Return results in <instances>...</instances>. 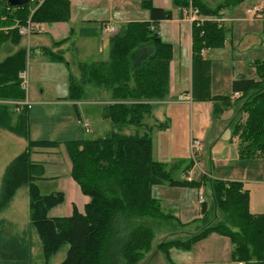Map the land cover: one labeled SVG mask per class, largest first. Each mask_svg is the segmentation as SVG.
<instances>
[{"label": "trees", "instance_id": "1", "mask_svg": "<svg viewBox=\"0 0 264 264\" xmlns=\"http://www.w3.org/2000/svg\"><path fill=\"white\" fill-rule=\"evenodd\" d=\"M244 0H222L209 6L201 0H192L204 16L217 17L226 7ZM180 11L190 0H174ZM31 0L12 6L0 0V127L25 137L27 148L6 167L0 191V212L9 206L21 186L29 193L30 224L36 228L42 243L44 264L58 250L68 245L66 257L60 264H138L150 251L154 238L153 226L135 224L139 217H150L157 225L176 222L177 229L187 223L178 222L177 216L166 211L158 198L152 195L155 184L174 187L194 186L200 182L173 176V168L153 158L152 138L144 134L112 132L95 139L65 141L72 161V176L82 192L89 196L84 212L75 209L68 216H50L51 208L64 200L62 191L43 194L37 181L45 178V166L31 157L32 147H55V140H33L29 135L28 104L7 103L25 99L19 86V71L27 67L31 51L19 47L22 39L16 25L57 23L67 21L71 14L70 0H44L37 6ZM149 8L151 21H136L125 32L112 36L111 59L107 62L84 64L89 69L88 80L104 86L111 92V102L105 106L104 116L115 126H143L153 103L166 100L170 92V62L172 44L163 41L151 25L171 19V9L143 2ZM228 29L216 21H205L202 27H193V89L194 99L214 101V116L224 109L235 108L230 121L232 136L239 137L243 157L264 155V62H257L259 79L240 77L233 81L234 92L240 95L231 99L226 95L211 94V63L203 58V49L224 46ZM203 31V35H201ZM64 39L54 42L59 45ZM51 59L63 57L50 51ZM73 98L83 95V86L70 80ZM193 164V162H192ZM178 165V164H176ZM189 167V165L187 166ZM212 205L201 201V223L195 233L186 238L163 240L158 246L168 262L172 263L173 247L189 249L195 241L214 231L228 236L233 244L232 256L242 264H264V213H254L250 207V190L243 181L213 179ZM179 224V225H178ZM16 224L1 220L0 264H30V244L19 235ZM14 231H18L15 234Z\"/></svg>", "mask_w": 264, "mask_h": 264}, {"label": "rangeland", "instance_id": "2", "mask_svg": "<svg viewBox=\"0 0 264 264\" xmlns=\"http://www.w3.org/2000/svg\"><path fill=\"white\" fill-rule=\"evenodd\" d=\"M70 1L73 10L67 21L45 23L44 32L31 35L29 38L22 36L20 43L15 46V50L26 47L30 51L31 47L33 48V55H27L26 67L29 74L27 104L30 138L33 140L49 138L59 143L51 147L56 148L54 154L43 152L44 154L39 155V158L33 152L36 147L31 148L33 158L48 162V164L45 162L48 178L37 181L41 192L50 194L62 191L65 195L63 202L50 209L49 215L68 216L73 214L75 209L81 212L75 203L78 202L75 193L80 186L71 174L72 161L65 146L66 139H95L108 136L114 131L128 135L148 132L152 138L153 158L165 163L167 168L176 166L173 170L175 178H183L184 172L188 170L190 179L200 182V187L153 185L152 195L159 199L163 208L174 213L178 222L187 223L188 226L177 229L176 222L164 221L157 225L147 216L135 218L133 221L135 224H150L154 231L151 249L138 264H240L241 262L232 256L234 248L232 240L214 231L192 243L189 249L173 247L170 251L172 263L168 262L158 248L165 239L186 238L197 231L198 226L201 225L196 221L201 206L199 196L203 195L209 206L212 205L211 181L216 178H245L243 181L250 190L252 210L264 213V155L241 156L240 138L232 136V125L230 126V121L236 115V109H224L221 115L215 118L212 99L198 100L188 95L181 98L180 92L188 87L186 70L182 73L184 80L174 97L179 103L156 105L153 103V106L161 108V111L154 115L151 111L145 117L143 126H115L112 120L102 114L107 104L104 99H108L111 92L88 80L89 69L84 64L89 65L91 60L81 59L83 55H78L87 45H84L85 40H88L91 47L107 48L106 44L113 32L106 30L102 20H107L106 23H111L120 33L125 32L132 22L151 21L149 8L143 4L145 1H150L154 6L155 3H161L172 10L171 19L155 23L156 31L163 41L172 44V57L186 61L190 56L189 22L181 17L179 7L175 5L174 0ZM201 1H207L214 6L221 0ZM263 1L244 0L230 8L226 7L223 13L228 15L229 10L236 8L237 12L249 18V15H246L248 6L252 7L253 3L262 4ZM251 23L252 29L256 32L264 29V23L260 20L256 19ZM71 26L75 28L73 35L70 34ZM105 35L106 38L103 37ZM62 39H64L62 43L54 45V42ZM47 46L51 52L60 54L63 59L54 60L51 59V53H43L41 49ZM224 46L212 49L218 56ZM212 59V96L226 95L235 99L231 83L233 72L238 66L235 67V63L226 66L218 57ZM253 77L259 78L257 73ZM70 80L83 86L84 92L80 98L72 97ZM52 100L66 101V104H52L49 102ZM78 119L88 121L90 130L86 131L85 127L78 123ZM192 140L200 141L197 150H192ZM26 146L25 138L0 127V191L6 167L26 149ZM50 161L56 163L51 162L53 165H50ZM1 220L15 223L14 230H18L19 235L29 240V263L44 264L41 240L36 228L30 224L29 193L26 186H21L9 206L0 212V224ZM18 231H14L15 234H18ZM67 249L68 245L62 246L50 259V264H60L66 257Z\"/></svg>", "mask_w": 264, "mask_h": 264}, {"label": "crops", "instance_id": "3", "mask_svg": "<svg viewBox=\"0 0 264 264\" xmlns=\"http://www.w3.org/2000/svg\"><path fill=\"white\" fill-rule=\"evenodd\" d=\"M205 3L209 6H211L207 1H205ZM155 5L157 7H162V8L168 9L164 4H161V3H155ZM253 7L259 8V12H257L256 16H253V14L248 13V9L253 8ZM72 10L73 9H72V4H71V14H72ZM179 11H180V9H179ZM223 12L224 11L221 12V16L219 18L222 20V25L228 29L227 30L228 34H227L226 41L224 44L225 46L222 49H220L221 53L218 56L216 55V52L213 51L212 48H210V50L206 49L205 54L203 55V58L206 60H209L211 63V78H212V73H213L212 72L213 71L212 70L213 69L212 68L213 67L212 57H218L222 60V62L226 66H229L232 63H235V65H234L235 67L238 66L237 70L233 72L232 83L234 80H236L240 77L259 79V78H254L253 75L257 73V75L259 76L256 63L260 62V61L264 62V29L261 32H256L255 29H252V27H251L252 23L251 22L257 19L258 21L260 20L261 22L264 23V1L262 4L253 3L252 7L248 6V8L246 9V12H247L246 15L248 14L249 18H248V16L242 15V13L237 12L236 8L229 10L228 15H225ZM180 14H181V17L184 20L188 21L190 24V56H189L188 60L183 61L181 58H179V59L175 58L174 52H173L174 58L172 57L171 62H170V92H169V97L166 100L154 102V105L163 104V103H165V104L179 103V101L177 99H175L174 97H175V94L177 92L178 87H180V84L184 80L182 73H184L183 71H186V70L188 73V82H187L188 87H185L184 89L182 88L183 90L180 92V97H181V95H184V96L188 95V96H191L193 98V95H192V89H193V50H192L193 40H192V33H193V28H192L191 22L186 17V14L184 15V13L182 11H180ZM88 20H92V18H88ZM106 21L107 20L101 21L103 25L105 23V27L107 25L113 26L111 23H106ZM161 21H163V20H160L159 22H161ZM155 27L157 30V25H155ZM47 30H48V27L46 28V31ZM74 30H75V28L73 26H71V31H70L71 35H73L75 33ZM40 33H34L32 35H38ZM115 33H118L117 28H115V32L112 34L106 33L107 35L110 34L109 42H107V44H106L107 48H105V47L101 48L100 46H98L96 48H95V46L91 47V45L88 43V40H85L84 45H86V44L87 45L81 52H79L78 55H83L80 57L81 59H90L91 62L89 63V65L93 64V63H102V62L109 61L111 59L112 36ZM107 35H105L103 37L106 38ZM30 36L31 35L26 36V37L29 38ZM168 43H170V42H168ZM11 50L12 51L15 50L14 45L11 46ZM41 50L43 53H50V51H51V50H49L48 46L43 47ZM30 51H31V55H33V48L32 47H31ZM7 53H8L7 51L2 52L1 57L3 58ZM96 86H98V85H96ZM108 92H110V90ZM235 93L236 92H234V95H235ZM109 94L110 95H109L108 99H104V101L107 104H109L111 102V93H109ZM25 97H26V95H25ZM0 101H2V100H0ZM4 102L11 104V102H9V101H4ZM39 102L43 103V101H39ZM49 102L52 104H58V103L59 104H66L65 103L66 101H54V100H52ZM160 111H161V108L153 106V108H152L153 115L155 113L160 112ZM102 114L104 116V112ZM28 119H29V114H28ZM28 122H29V120H28ZM9 132H11V131H9ZM11 133H13V132H11ZM13 134L17 135L15 133H13ZM21 137H23V136H21ZM23 138H25V137H23ZM45 139L51 140L49 138H45ZM67 140H70V139H66L65 141H67ZM27 146H28V141H27ZM27 146H26V148H27ZM54 150H56V148L36 147L33 150V152L39 158V155L44 154L43 152L54 154L55 153ZM31 157L34 161L42 163L45 166V169L47 170V167H46V163L48 164L47 161L37 160V159L33 158V156H31ZM51 162L52 161H50V165H53L56 163V162L55 163L52 162L53 163L52 164ZM183 177H184V174H183ZM46 178H48L47 171L45 173V178H43V179H46ZM218 179H220V178H218ZM224 179H226V180H240L241 179L240 181L245 180V178H228V179L224 178ZM243 182L245 184V187L247 188L245 181H243ZM39 188H40V186H39ZM40 190H41V188H40ZM75 195L77 196V199H78V202L75 201L76 205L78 206V208L81 212H84L85 205L90 201L89 196L81 193V190L79 187H77V191H76ZM250 207L252 210V202H250ZM253 212L254 213H261L259 211H253ZM69 215H71V214H69Z\"/></svg>", "mask_w": 264, "mask_h": 264}, {"label": "built area", "instance_id": "4", "mask_svg": "<svg viewBox=\"0 0 264 264\" xmlns=\"http://www.w3.org/2000/svg\"><path fill=\"white\" fill-rule=\"evenodd\" d=\"M38 4L37 6H40L44 0H37ZM184 15L186 14V17L189 19V21L191 22L192 28L193 27H202L203 23L205 21H216L219 24H222V20L220 18L217 17H208V16H204L201 14L200 9L198 7H196L195 5H193L192 0H190L189 6L187 8H184L183 11ZM257 12H259V8L257 7H253L248 9V13L253 14V16L257 15ZM15 27L18 28L19 33L22 36H29L32 35L34 33H40L43 32V30L45 29V23H34L30 20H28V22L25 25H16ZM107 31L109 32H115V28L114 26L111 25H107L106 26ZM151 29L152 30H156L155 25H151ZM203 31H201V35H203ZM202 55L205 54V49L202 50L201 52ZM19 77V86L20 88L25 92V99L23 100H19V101H9L11 103H18V104H27L28 102V97H27V91L29 88V74H28V70L27 68L22 69L21 71H19L18 74ZM240 93L236 92L235 96H239ZM184 95H181V98H183ZM1 102V101H0ZM78 123L83 125L86 129V131L90 130V123L88 121H83L82 119L78 120ZM200 146V141L199 140H192L191 142V148L192 150H197L198 147ZM185 177L190 179V174H188L187 176L185 175ZM201 201H205V198L203 195L199 196ZM242 264V262L240 263Z\"/></svg>", "mask_w": 264, "mask_h": 264}, {"label": "water", "instance_id": "5", "mask_svg": "<svg viewBox=\"0 0 264 264\" xmlns=\"http://www.w3.org/2000/svg\"><path fill=\"white\" fill-rule=\"evenodd\" d=\"M31 0H7V3L12 6H20L23 5Z\"/></svg>", "mask_w": 264, "mask_h": 264}]
</instances>
